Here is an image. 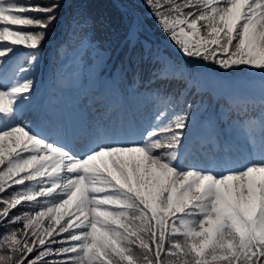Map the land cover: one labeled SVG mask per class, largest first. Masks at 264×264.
Returning a JSON list of instances; mask_svg holds the SVG:
<instances>
[{
    "label": "snow or ice",
    "instance_id": "obj_1",
    "mask_svg": "<svg viewBox=\"0 0 264 264\" xmlns=\"http://www.w3.org/2000/svg\"><path fill=\"white\" fill-rule=\"evenodd\" d=\"M144 3L183 55L264 72V0ZM59 7L0 0V264H264V143L241 167L227 157L186 166L191 115L174 111L163 84L139 142L106 143L98 132L76 146L19 122L34 89L24 74L34 70ZM138 38L133 25L127 41L134 47ZM15 46L32 50L27 66ZM166 65L152 81L174 78Z\"/></svg>",
    "mask_w": 264,
    "mask_h": 264
},
{
    "label": "trees",
    "instance_id": "obj_2",
    "mask_svg": "<svg viewBox=\"0 0 264 264\" xmlns=\"http://www.w3.org/2000/svg\"><path fill=\"white\" fill-rule=\"evenodd\" d=\"M21 2L42 7L51 3L60 4L56 20L48 26L46 37L36 53L37 66L35 64L33 71L24 74L32 80L48 55L53 70V83L57 85L64 84L68 79L72 81V71L75 74L80 71L84 91L87 87L97 86V77L105 75L114 77L117 87L140 92V97L152 103L157 102L153 98V91L163 84L174 97L176 112L190 113L189 123L196 118L205 119V106L212 103L220 124L225 128L220 136L233 140L238 137L237 131H232L234 126L239 129L248 122L255 123L257 112L264 111V72L248 66L224 70L210 61L183 55L162 30L144 0ZM24 15L37 19L47 17L42 12H28ZM84 21H89V26H77V22L83 24ZM133 25L139 29V38L134 47L127 41V33ZM22 30L38 32L42 29L24 26ZM31 51L18 55L21 61H25V66ZM71 57H75L76 68L70 66L73 64ZM162 61H167L166 70L174 78L167 82L152 81L153 74L161 69ZM216 140L212 132L208 135L198 132L193 138L192 147H188L185 154L192 157L195 150L211 149L212 145L217 146ZM24 210H27L26 205L18 206L13 214ZM3 231L0 228V232Z\"/></svg>",
    "mask_w": 264,
    "mask_h": 264
},
{
    "label": "rangeland",
    "instance_id": "obj_3",
    "mask_svg": "<svg viewBox=\"0 0 264 264\" xmlns=\"http://www.w3.org/2000/svg\"><path fill=\"white\" fill-rule=\"evenodd\" d=\"M71 59H73L72 65H74L75 57H71ZM74 66L76 68V65ZM72 78L75 79L74 86H66L60 92V95L61 93L64 94L63 95L64 99L66 97H69L71 100L70 105L67 104V108H66L67 117H66V113H63L62 111L63 106L61 105L59 106V108L56 109L55 112L53 110H51L50 112L52 113L54 120L61 121V125H63V123L67 121V119L69 120V122L71 123V128L74 137L75 136L79 137L80 142L78 144L72 143L76 146L82 145L89 139L91 135L98 132L106 135V139L104 141L106 143L139 142L141 139V134L146 129L149 128L150 124L154 121V117L156 115L157 109L161 107L159 103H155L152 105V107L146 109L145 111L141 113H136L138 109L140 110L139 97H137L136 99L133 92H131L132 98L129 99V101H131L130 105L127 104L129 103V101H126L125 99H123V102L119 101V94L121 90H119L118 92V88L115 87L114 84L113 86L109 84V82L113 83V81H111L110 79H107L104 76L99 77L98 78L99 90L96 91L95 96H91L93 95L91 94L92 93L91 90L87 89V91H85L84 93L81 90L80 71H78L77 74H75V72L72 71ZM65 85H68V83H65ZM105 87H109L110 89V93L107 97L100 95L102 93V88ZM76 93H78L79 96L81 97V102L84 101L85 104H86V100H84L85 98L83 95H86L85 97H88L89 106L86 105L87 108H83L80 105V102H73V100H75L74 98H76L74 97ZM102 98L107 99L106 102L109 104V109H111L110 111H108V113L104 115L101 110H94L93 108L90 107V105L93 103L96 104L100 102V104H102L103 103ZM40 103L41 101L39 102V104ZM99 109L102 108L99 107ZM33 112H36L35 108L32 111V113ZM28 113L29 110H27L24 113L22 120L19 121L20 123H27L26 116ZM128 113H130L129 115L132 116L130 117ZM39 120L43 122L45 121L42 115H39ZM189 128L190 126H188V128L185 130L186 137L188 136ZM251 137H252V133H249V136L245 138V142H246V146L248 147V150L247 151L244 150L242 151V154L240 153L238 154V157L241 158L242 160L238 165L237 164L233 165L234 167H241L243 166L244 163L255 162V159L259 157L261 144L257 146L258 144L257 141L253 143ZM239 145H241V143L238 141L234 144V148L239 147ZM253 153H255V158L250 160L249 158ZM205 157L206 154L203 152L197 154V158L193 157L188 162H184V155L181 156V159L186 166L203 167ZM227 158L231 159V155L230 157ZM213 160H218V157L211 158L209 160V163L205 164L206 167L204 168H208L210 166V162ZM215 171L219 173L221 169L216 168Z\"/></svg>",
    "mask_w": 264,
    "mask_h": 264
}]
</instances>
